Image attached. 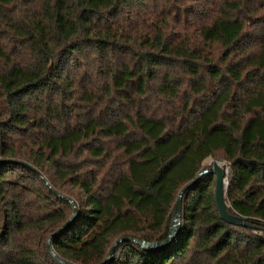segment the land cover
<instances>
[{
  "label": "trees",
  "instance_id": "trees-1",
  "mask_svg": "<svg viewBox=\"0 0 264 264\" xmlns=\"http://www.w3.org/2000/svg\"><path fill=\"white\" fill-rule=\"evenodd\" d=\"M0 264H264V0H0ZM78 206L73 207L50 190Z\"/></svg>",
  "mask_w": 264,
  "mask_h": 264
},
{
  "label": "water",
  "instance_id": "water-1",
  "mask_svg": "<svg viewBox=\"0 0 264 264\" xmlns=\"http://www.w3.org/2000/svg\"><path fill=\"white\" fill-rule=\"evenodd\" d=\"M2 164H20V165L29 167V165L24 163V162L17 161V160H11V159H0V165H2ZM207 173H213L216 175L215 201H216V205H217L218 211L220 213L221 219L224 222H226L227 224L234 225L237 227H250V224H248L246 218L239 216V215H233L229 212L228 205L226 203V195H225V191H226V182H225L226 170L222 166L221 163H219L217 160L213 159L208 166L202 168V170L198 173L197 178L194 179L189 184H187L182 189V191L180 192L179 197H178L177 202H176V205H175V208H174L173 216H172L171 231H170V234L166 240L161 241V242H147L144 240L128 238V237L122 238V239L118 240L114 244V246L111 248L105 264H109L113 260L116 247L120 243L126 242V241L133 242V243L137 244L138 246H140L143 250L148 251V252H161V251L167 249L171 245V243L175 240V238L178 236V234L181 230V226H182V204H183V197H184L186 191L189 188H191L194 184H196ZM46 184L48 185L50 190L53 191L58 197L62 198L65 201H68L73 207V213H72L70 220L60 230H58L55 233V234H58L61 231L67 229L69 226H71L76 221V219L78 217V210L79 209H78V206L75 203V201H73L72 199H70L66 196L60 195L58 192H56L49 185V183L47 181H46ZM51 238L52 237H50L48 239L47 247L49 249L51 256L55 260V262L57 264H72V263H69V262L61 259L55 253V251L53 250L52 245H51Z\"/></svg>",
  "mask_w": 264,
  "mask_h": 264
},
{
  "label": "built area",
  "instance_id": "built-area-1",
  "mask_svg": "<svg viewBox=\"0 0 264 264\" xmlns=\"http://www.w3.org/2000/svg\"><path fill=\"white\" fill-rule=\"evenodd\" d=\"M224 168H225V170H226V180H225V182H226V188L228 187L227 186V183L228 182H230V166H229V164L227 163V166H223Z\"/></svg>",
  "mask_w": 264,
  "mask_h": 264
},
{
  "label": "rangeland",
  "instance_id": "rangeland-1",
  "mask_svg": "<svg viewBox=\"0 0 264 264\" xmlns=\"http://www.w3.org/2000/svg\"><path fill=\"white\" fill-rule=\"evenodd\" d=\"M213 159H208V160H206L205 162H204V165H203V168L204 167H206V166H208L210 163H211V161H212ZM219 163H221L222 164V166H227V162H225V161H218ZM229 185V182L227 183V186Z\"/></svg>",
  "mask_w": 264,
  "mask_h": 264
}]
</instances>
